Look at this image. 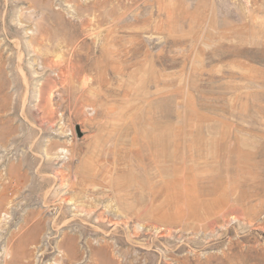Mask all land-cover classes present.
Here are the masks:
<instances>
[{
	"label": "rangeland",
	"instance_id": "1",
	"mask_svg": "<svg viewBox=\"0 0 264 264\" xmlns=\"http://www.w3.org/2000/svg\"><path fill=\"white\" fill-rule=\"evenodd\" d=\"M0 264H264V0H0Z\"/></svg>",
	"mask_w": 264,
	"mask_h": 264
},
{
	"label": "bare ground",
	"instance_id": "2",
	"mask_svg": "<svg viewBox=\"0 0 264 264\" xmlns=\"http://www.w3.org/2000/svg\"><path fill=\"white\" fill-rule=\"evenodd\" d=\"M77 71V70H76ZM54 79V78H53ZM56 85V84H55ZM57 87V86H56ZM40 100V99H39ZM51 100H53V98H51ZM56 102V101H55ZM52 104H53V102H52ZM54 109V108H53ZM56 111V110H55ZM53 112H54V110H53ZM52 112V113H53ZM8 132H10V131H8ZM60 151V150H59ZM59 151H58V153H59ZM65 152V151H64ZM59 157V156H58ZM62 177V176H61ZM61 185V184H60Z\"/></svg>",
	"mask_w": 264,
	"mask_h": 264
}]
</instances>
